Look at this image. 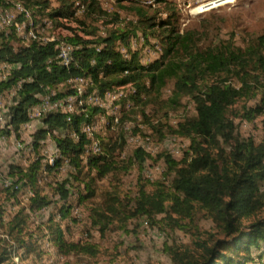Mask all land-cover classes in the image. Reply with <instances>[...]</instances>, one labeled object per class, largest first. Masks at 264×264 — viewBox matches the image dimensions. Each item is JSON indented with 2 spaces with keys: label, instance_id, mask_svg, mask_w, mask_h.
I'll list each match as a JSON object with an SVG mask.
<instances>
[{
  "label": "trees",
  "instance_id": "obj_1",
  "mask_svg": "<svg viewBox=\"0 0 264 264\" xmlns=\"http://www.w3.org/2000/svg\"><path fill=\"white\" fill-rule=\"evenodd\" d=\"M58 1L59 6L48 13L45 10L50 7V0H0V5L12 7L20 2L36 16L45 14L52 18L54 24L56 16L86 24L84 18L76 15L77 0ZM82 1L87 12L99 8L97 0ZM157 1L161 3L157 9L134 2L131 8L138 17L136 24L105 33L97 27H86L82 30L84 36L74 29L71 36L20 45L16 49L12 43L15 33L0 31V61L18 65L10 80L0 81V94L26 79L8 107L6 125L0 128V135L10 136L15 132L20 136L22 125L31 121V108L41 102L40 95L80 72L89 75L95 88L101 91L114 83H134L136 113L146 119L160 117L158 113L164 101L154 109V116L147 112L148 106L171 82L173 97L168 103H180L178 98L189 91L196 110L191 120L185 119L179 126L162 119L155 125L161 135L167 126L171 134L185 136L186 145L180 158L166 152L150 155L137 148L127 160L114 153L105 158L85 156L86 146L93 138L81 134L75 139L70 135L59 136L55 131L79 130L82 123L92 119L96 108L90 109V117L76 114L72 121L62 111L45 113L42 118L45 125L31 134L35 149L51 131L57 145L80 169L55 179L51 175L60 163L53 165L43 156H36L29 165H24L14 154L15 158L7 163V172L15 182L0 187V226H12L9 239L5 238V230L0 234V264L14 263L15 256L21 264H70L72 257L95 258L100 253L93 241L95 231L115 232L124 228V221L138 216H162L159 218L162 226L183 229L186 220L195 222L201 210L220 235L195 240V248L174 249L173 264H264V137L256 140L243 134L231 116L232 107L239 100L251 97L256 102L245 107L243 118L254 122L261 117L264 128V91L261 90L264 32L246 41L245 49L235 44L234 33L218 42L201 43L197 29L179 31L177 2ZM56 25L66 24L57 20ZM138 31H143L147 38L157 37L163 46L162 54L148 64L141 63L138 50L126 57L120 48L129 45L130 38ZM60 39L75 45L79 66L66 68L57 60L49 63L58 54ZM232 76L237 77L238 84L232 81ZM55 89L60 97L76 92L69 83ZM116 145H110L112 150ZM160 158L166 163L165 172L152 180L144 174L146 162ZM134 164L138 171L137 190H130L125 196L118 187L98 193L97 182L117 170L128 172ZM28 189L33 192L30 204L23 207L22 197ZM78 205L84 206L86 219L82 222V235L76 236L79 218L74 210ZM85 231L87 235H83ZM11 241L17 249H11Z\"/></svg>",
  "mask_w": 264,
  "mask_h": 264
},
{
  "label": "rangeland",
  "instance_id": "obj_2",
  "mask_svg": "<svg viewBox=\"0 0 264 264\" xmlns=\"http://www.w3.org/2000/svg\"><path fill=\"white\" fill-rule=\"evenodd\" d=\"M99 3V8L91 9L92 12H87L86 4L82 0L76 1V15L78 18H84L86 24L81 25L77 19L58 20L60 22H65L66 25L57 26L51 33L55 34L56 38L59 36L67 37L71 36L74 29H77L83 34V28H94L97 27L102 30L103 33L109 30H117L126 27L128 24L134 26L137 20V15L132 10L131 5L135 3H140L147 6V8L157 9L161 3L157 0H97ZM179 5H183L184 0H174ZM192 3H196V0H191ZM51 5L45 10V12H54V9L59 6L60 2L58 0H50ZM23 6L20 2H17L12 6L13 8L18 6ZM0 7H6L0 5ZM25 7V6H23ZM26 8V7H25ZM134 22L130 23V22ZM180 24L182 20L180 19ZM186 26V25H185ZM195 28L198 30V36L201 43L218 42L220 38H226L230 33L235 34V44L245 49L246 41L251 40L255 36L264 32V0H235L227 2L220 6H217L205 13L197 16H192L191 21L185 29ZM85 36V34H83ZM146 35L142 32H137L136 36H133L131 41L134 42L136 47L141 51L142 41ZM150 38V39H149ZM146 37V44H150L151 41L153 45L156 42H160L157 37ZM150 47L151 45H145V47ZM163 51V50H162ZM162 52L160 53V55ZM238 69L239 66H236ZM264 78V75H263ZM232 81L238 84L237 77L232 76ZM261 84V83H259ZM174 85L171 82L166 89L162 92L161 96L155 97V101H152L148 110L154 116V109L159 108L160 103H163V108L160 109L158 115L160 117H155L158 120L162 119L165 123L169 122L175 124L174 126H179V122L185 120L181 118V114H185L191 117L195 114L194 101L190 95L189 91H186L183 97L178 98L180 103L168 102L173 97ZM264 91V86L261 88ZM256 102L255 99L249 97H244L239 100L233 107L231 116L239 124L240 130L245 135H252L256 140H261L264 137V128L262 126V118H257L254 122H249L243 118L244 110L246 106H251ZM11 105L10 99L7 102V107ZM156 106V107H155ZM160 120H158L157 124ZM36 125L30 127V130H36L40 126V122L36 121ZM157 126V125H156ZM163 134H159L154 127L153 138L155 141L160 142L165 137H167L172 132H169L166 128L163 129ZM177 136V143L179 145L180 151L173 153L162 145V151L160 153L166 152L173 155L174 158H180L184 151V146L186 142L184 141L185 136ZM112 138H118L117 131L112 132ZM9 146L2 147V161L1 165L9 163L14 158V145L12 142H7ZM3 145V144H1ZM4 149V150H3ZM121 154V149L117 150ZM152 160V159H150ZM160 163V169L155 174L154 179L162 177L166 169V163L163 158H160L154 163ZM129 171L124 174H120L118 171L109 173L106 178L97 182L98 193L105 190H113L114 188L120 189L123 196L130 190H137V168L135 164L129 167ZM72 168L67 166V170L64 171L60 167L54 171L51 176H55V179L64 178L65 175L72 172ZM145 174V171H144ZM53 177H48L53 179ZM30 190V189H28ZM32 193H27L22 197V206L26 207V198ZM99 200V199H96ZM32 209V207H30ZM74 215L79 218L77 225L75 226V235H82L81 226L83 219H86V211L83 205H78L74 210ZM158 217L149 216H138L124 221V228L118 229L115 232L109 231L106 234H101L98 231L94 232V242L100 248V253L95 258H88L81 260L78 258H70V264H173L172 261V251L183 250L186 246L195 248V240L209 238L211 234L220 235L217 232V228L213 221L206 217L205 211L201 210L198 212L195 222H190L186 220L187 226L183 229L173 230L167 226H162L159 222ZM7 233L5 238L9 239L8 232L11 230V225H5L3 227ZM93 232V231H92ZM87 232H83L85 235ZM87 235V234H86ZM11 249H17L15 242L11 241ZM10 264H21L19 258L15 256L14 263Z\"/></svg>",
  "mask_w": 264,
  "mask_h": 264
},
{
  "label": "bare ground",
  "instance_id": "obj_3",
  "mask_svg": "<svg viewBox=\"0 0 264 264\" xmlns=\"http://www.w3.org/2000/svg\"><path fill=\"white\" fill-rule=\"evenodd\" d=\"M230 0L228 2H231ZM191 0H184L183 5L177 6L180 10V19L182 24L179 26V31L184 32L185 27L188 22L191 21L192 16H197L202 13L207 12L220 5H212L208 8L200 9L198 12L193 14V8L191 6ZM178 4V3H177ZM176 4V5H177ZM15 18H18L15 20ZM67 20V18L56 16L55 20ZM0 19L3 20L4 25H0V31L6 33L13 31L15 33L16 39L12 43L16 46V49L20 45H32L35 42L48 43L50 41L56 40L55 34L51 33L56 25L52 18L47 17L45 14L35 15L30 9L23 6L18 7H0ZM19 23V26H18ZM186 25V26H185ZM136 36V35H132ZM133 38V37H132ZM129 45H121L120 48L126 57H130L132 51L138 50L140 52V61L143 64H148L149 62L155 60L163 52V46L160 42H156L153 45L151 41L150 44H146V37L140 39L142 41L141 51L136 47L133 41ZM150 39V38H149ZM150 47H145V45H151ZM58 54L55 57L49 59V63L53 64L56 61V57H62L63 48L67 52L65 55V64L68 68H71L73 64L79 66V61L75 56V45L66 39H60L57 44ZM58 61V60H57ZM18 65L16 63H11L7 60L0 61V81L10 80L12 77L13 70ZM64 66V65H63ZM103 74V72H102ZM101 74V75H102ZM23 78L19 83L11 88L5 89L0 94V128L6 125V112L8 110L7 102L10 99L12 102L13 97L17 94L18 90L22 87ZM32 80V78H29ZM67 83L76 89V92H72L66 96L60 97L58 95L59 91L55 88L62 89ZM111 90L115 93L118 100V108L120 109L119 115L116 116V108L111 107ZM137 93V87L134 83L128 84H112L107 87L104 91L95 88L94 81L89 75L84 74V72L77 73L76 75L70 76L67 80L58 82L56 87H53L51 91H47L46 94L40 95L41 102L34 105L30 110L31 121L22 125L20 129V136L15 132L12 133V143L15 144L17 150L13 151L16 153V158L21 160L24 165H29L34 157L43 156L44 159L50 163L57 165L63 169L67 170V166H70L73 170L77 171L80 166L74 165L72 157L65 154L61 148L57 145L56 140L52 136L51 131L47 132L45 139L42 141L38 149H35V145L32 142L31 134L33 131L30 130L31 125H36L35 122H40V127L44 126L42 118L45 113L55 111L66 113L67 120L72 121L76 114L84 113L86 116L90 117V109L96 108L93 117L90 121H85L80 125L79 130L77 129H55L58 135H70L75 139H79L81 134H86L88 137L93 138L92 142L86 146L85 156L87 155H100L102 157H109L112 153L116 154L121 159L127 160L130 156H133L137 148H142L145 153L150 155H156L162 151V145L169 150V146H177V149L173 153L180 151L179 145L177 143V136L175 134H169L162 141L157 142L153 138L154 127L157 125L158 118L146 119L140 114H137L138 106L133 99V95ZM40 108V113L37 109ZM196 111V110H195ZM148 112V111H147ZM181 118L191 120V117L181 114ZM178 124V123H175ZM173 124V125H175ZM37 128V129H38ZM116 128V129H115ZM117 131L118 138L115 139V149L111 148L112 132ZM9 135H0V157L2 154V147L9 146L6 144L9 139ZM93 142H95L96 147H92ZM3 144V145H1ZM46 146L52 147L53 150H47ZM121 149V154L117 151ZM4 150V149H3ZM30 156V158L28 157ZM14 157V158H15ZM58 167V168H59ZM7 164L0 166V187H9L15 181L7 172ZM160 163H154L153 161H147L145 166V174L151 179H154L155 174L160 169ZM120 174H124V170H117ZM29 193H33L32 190H28ZM29 197L26 198V205H28ZM9 229V228H8ZM6 228V233L8 231ZM5 230L0 226V234ZM10 232V231H9ZM8 232V234H9ZM2 244H0V249Z\"/></svg>",
  "mask_w": 264,
  "mask_h": 264
},
{
  "label": "built area",
  "instance_id": "obj_4",
  "mask_svg": "<svg viewBox=\"0 0 264 264\" xmlns=\"http://www.w3.org/2000/svg\"><path fill=\"white\" fill-rule=\"evenodd\" d=\"M228 1H230V0H196V3H192V2H190V3H191V6L193 8V14H195L200 9L208 8L209 6H212V5H222V4L227 3ZM233 1H235V0H233ZM15 20H17V22H18V18H15ZM0 25H4V22L1 19H0ZM18 26H19V23H18ZM65 55H67V52L64 51V48H63L62 57H56V60L61 61V63L64 65V67L68 68L67 64H65ZM73 75H76V74H72V76ZM110 108H116V116L115 117L117 118V116L119 115L120 109L118 108L117 97L112 90H111V107ZM37 110L39 111L40 117H42V114L40 113V108ZM1 117L2 116L0 113V118ZM109 138L111 140V145L113 143H115V139H113L112 137H109ZM8 139H9V142H12V134L8 137ZM13 145H14V150H17V147L15 146L14 143H13ZM92 147H96L95 142H93ZM46 148H47V150H53L52 147H50V146H46ZM175 149H177V146H169V150L171 152H173Z\"/></svg>",
  "mask_w": 264,
  "mask_h": 264
}]
</instances>
